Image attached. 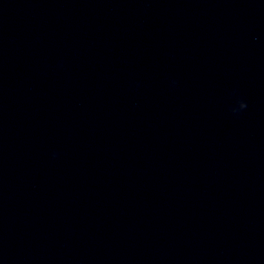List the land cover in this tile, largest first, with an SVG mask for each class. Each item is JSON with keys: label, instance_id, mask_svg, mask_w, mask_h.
Listing matches in <instances>:
<instances>
[{"label": "clouds", "instance_id": "1", "mask_svg": "<svg viewBox=\"0 0 264 264\" xmlns=\"http://www.w3.org/2000/svg\"><path fill=\"white\" fill-rule=\"evenodd\" d=\"M238 108H231L230 111L233 113L238 112L239 110H243L247 108V103L244 100H237Z\"/></svg>", "mask_w": 264, "mask_h": 264}]
</instances>
